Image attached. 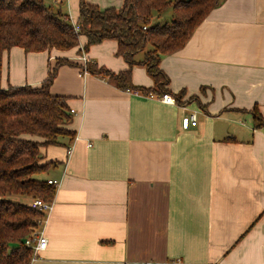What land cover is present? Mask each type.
I'll return each instance as SVG.
<instances>
[{
  "label": "crops",
  "instance_id": "0c3cea01",
  "mask_svg": "<svg viewBox=\"0 0 264 264\" xmlns=\"http://www.w3.org/2000/svg\"><path fill=\"white\" fill-rule=\"evenodd\" d=\"M64 3L76 22L80 0ZM86 42L3 57V89L40 87L59 59L79 66H61L51 87L76 111V137L42 150L58 163L46 180L60 186L40 229L48 247L31 264H264V130L251 112L264 120V0H225L162 57L168 89L182 98L174 105L84 75ZM117 51L106 41L86 57L118 73L128 64ZM133 83L154 86L139 66ZM192 114L197 125L185 129Z\"/></svg>",
  "mask_w": 264,
  "mask_h": 264
},
{
  "label": "trees",
  "instance_id": "16d2710c",
  "mask_svg": "<svg viewBox=\"0 0 264 264\" xmlns=\"http://www.w3.org/2000/svg\"><path fill=\"white\" fill-rule=\"evenodd\" d=\"M225 0H123L120 8L102 10L87 0H80L78 31L61 9L45 0H0V198L20 196L53 204L57 188L37 176L48 174L57 162H45L42 152L50 146L71 145L76 137L68 129L73 121L68 101L51 93L61 66L78 65L59 59L40 87L1 86L4 54L14 47L27 53L50 50L69 51L87 42V53L106 41L118 43L117 55L128 69L115 73L95 63L87 64L91 75L105 78L119 90L139 92L143 96L171 94L170 80L161 69L163 56L182 50L196 29ZM61 5V4H59ZM172 9L171 20L155 24ZM79 54L82 55L81 51ZM142 55L141 59L138 56ZM147 70L152 88L133 83V69ZM79 67V66H78ZM80 68H83L80 66ZM185 92L182 91V95ZM182 98L176 96V101ZM252 112L256 128L264 130V120L257 108ZM30 202V204H31ZM30 204L0 200V264H31L33 251L25 241L42 228L47 214Z\"/></svg>",
  "mask_w": 264,
  "mask_h": 264
},
{
  "label": "built area",
  "instance_id": "2783aa9c",
  "mask_svg": "<svg viewBox=\"0 0 264 264\" xmlns=\"http://www.w3.org/2000/svg\"><path fill=\"white\" fill-rule=\"evenodd\" d=\"M58 4H63L65 1L67 0H52ZM68 20L72 23V25L74 26L75 30L78 31V26H77V21L75 22V20L68 16ZM82 69H83V74L87 75L88 71H87V64L89 63L88 58L86 57V52L83 50L82 51ZM136 95H141L139 92H132ZM145 97H148L150 99H156L158 101H161L162 103L165 104H169V105H174L176 104V100L175 98L171 95V94H164L162 96H157L154 94H150L147 95ZM72 115L76 114V111L71 110ZM197 115L196 114H192L189 117H186L183 119V126L185 129H188L189 126L195 127L197 125ZM49 184L54 185L56 188H58L60 186V182L58 181H49ZM30 206L34 209H38L41 212H44L46 214H48L52 208V205L44 203L41 200H34L31 202ZM25 245L26 247H28L29 249H31L33 251V256H32V261L31 263L37 261L40 258L41 252L45 251L48 247V238L45 235L44 232H37L33 235H31V237H28L25 241Z\"/></svg>",
  "mask_w": 264,
  "mask_h": 264
},
{
  "label": "rangeland",
  "instance_id": "374dc122",
  "mask_svg": "<svg viewBox=\"0 0 264 264\" xmlns=\"http://www.w3.org/2000/svg\"><path fill=\"white\" fill-rule=\"evenodd\" d=\"M45 2L48 4V5H52L54 8H59V9H63L65 10L66 9V3H64L63 5H59L58 3L52 1V0H45ZM123 4V1L121 0L120 3H117V0H110L109 2V5L107 7H110V6H114L116 8H120ZM106 8V7H104ZM173 16V12H172V9H168L162 17H159V18H155L154 19V23L155 24H163L164 22L166 21H169L171 20ZM141 57V55L139 56ZM37 179H40V180H46L47 179V174H42L40 176H37L36 177ZM0 200H6V201H11V202H17V203H22V204H28L29 201L27 198H23V197H20V196H8V197H1ZM39 230L35 231V233L39 232Z\"/></svg>",
  "mask_w": 264,
  "mask_h": 264
}]
</instances>
